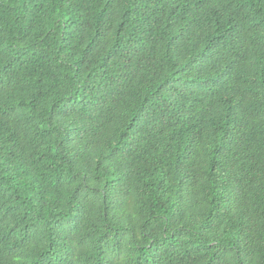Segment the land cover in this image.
Segmentation results:
<instances>
[{"label": "trees", "instance_id": "trees-1", "mask_svg": "<svg viewBox=\"0 0 264 264\" xmlns=\"http://www.w3.org/2000/svg\"><path fill=\"white\" fill-rule=\"evenodd\" d=\"M0 264H264V0H0Z\"/></svg>", "mask_w": 264, "mask_h": 264}]
</instances>
